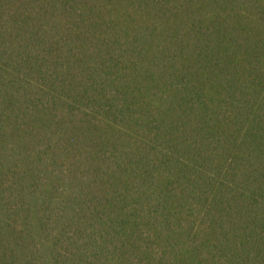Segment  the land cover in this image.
I'll list each match as a JSON object with an SVG mask.
<instances>
[{
	"label": "trees",
	"instance_id": "trees-1",
	"mask_svg": "<svg viewBox=\"0 0 264 264\" xmlns=\"http://www.w3.org/2000/svg\"><path fill=\"white\" fill-rule=\"evenodd\" d=\"M0 264H264V0H0Z\"/></svg>",
	"mask_w": 264,
	"mask_h": 264
}]
</instances>
